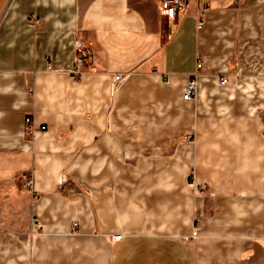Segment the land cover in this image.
I'll return each instance as SVG.
<instances>
[{"label":"crops","instance_id":"obj_1","mask_svg":"<svg viewBox=\"0 0 264 264\" xmlns=\"http://www.w3.org/2000/svg\"><path fill=\"white\" fill-rule=\"evenodd\" d=\"M161 6L0 0V264H264V0Z\"/></svg>","mask_w":264,"mask_h":264},{"label":"built area","instance_id":"obj_2","mask_svg":"<svg viewBox=\"0 0 264 264\" xmlns=\"http://www.w3.org/2000/svg\"><path fill=\"white\" fill-rule=\"evenodd\" d=\"M188 5H189V0H162V6H161V10L164 11V13L167 16H170L171 19H174L175 17H178L180 15H183L187 12L188 9ZM201 19V17H199V20ZM83 56L81 58L77 59V66L75 70H72V73H79L80 71V66L83 63ZM202 65V60L200 58H198L197 60V68H200ZM196 74L189 80L188 84L184 87L183 89V97L185 99H191V98H195L196 96V89H197V81H196ZM124 78L123 74H116L114 76V79L116 82L121 81ZM228 78L227 77H222L221 78V82L222 83H226L228 82ZM24 129L25 131H29L34 129V127L32 126V122L29 116H27L25 118V122H24ZM40 129H45V126H40ZM27 186L31 187V181L27 182Z\"/></svg>","mask_w":264,"mask_h":264},{"label":"rangeland","instance_id":"obj_3","mask_svg":"<svg viewBox=\"0 0 264 264\" xmlns=\"http://www.w3.org/2000/svg\"><path fill=\"white\" fill-rule=\"evenodd\" d=\"M27 183L24 184V194H23V202L20 204L16 215H7L3 216L4 226L11 227L14 234L20 237L22 240H26L27 242L30 240V236L32 234L33 227L32 218L28 214V204L30 201ZM10 207V206H9ZM8 207V208H9ZM7 208V209H8ZM36 230V229H35Z\"/></svg>","mask_w":264,"mask_h":264}]
</instances>
